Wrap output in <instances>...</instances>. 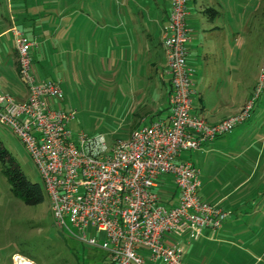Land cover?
<instances>
[{
	"label": "built area",
	"instance_id": "obj_1",
	"mask_svg": "<svg viewBox=\"0 0 264 264\" xmlns=\"http://www.w3.org/2000/svg\"><path fill=\"white\" fill-rule=\"evenodd\" d=\"M166 1L160 45L167 112L113 144L102 134L69 127L75 110L61 105V81L36 73L32 51L38 41L12 28L27 96L17 100L0 91V124L19 137L37 167L53 225L105 250L108 264H184L182 237L188 242L204 231L213 234L228 214L199 195V171L179 155L229 132L246 119L251 101L212 124L190 112L195 70L187 62L189 0ZM91 229L104 232L102 244Z\"/></svg>",
	"mask_w": 264,
	"mask_h": 264
},
{
	"label": "crops",
	"instance_id": "obj_2",
	"mask_svg": "<svg viewBox=\"0 0 264 264\" xmlns=\"http://www.w3.org/2000/svg\"><path fill=\"white\" fill-rule=\"evenodd\" d=\"M12 1L11 4L7 3V6H4V3L2 5L0 1V91L8 92L15 99L21 100L26 98L27 91L18 76L12 28L16 27L26 33L28 38L36 39L38 41L36 49L41 50L40 55H45L50 50L46 44L48 38L45 36L49 23L46 18L32 17L24 4L13 7ZM133 2L140 9L136 16L124 12L122 16L114 18L103 11L96 28L90 24L92 21H88L86 27L82 26L86 33L89 32L88 37L82 33L80 35L78 30L76 36L74 33L71 35L75 36L76 57H79L80 53L84 55L86 49L88 51L94 47L97 52L106 53L108 70L111 66L115 68V63L118 64L115 73H118L119 77L120 73L122 74L118 85L120 99H133L128 109L131 115L130 129L152 118L162 117L167 112L166 97L169 90L159 37L160 27L166 20L168 3L166 0H153L152 5L142 1ZM203 3L200 2L195 10H192L194 0L188 4L192 34L188 42L187 62L195 70L193 76L195 97L190 112L202 116L206 123L212 124L239 113L249 101H251L249 110H252L253 99L252 96L246 99L243 91L237 86L236 35L228 25L231 19L225 18L221 21L220 12L217 10L211 18L200 17L199 13L205 8L202 6ZM127 4L128 2L124 1L123 5ZM216 5L220 6L219 2H216ZM58 30L60 32L58 36L53 37L54 39L63 36L62 26L58 27ZM94 34L97 36L94 37ZM33 63L39 76L34 60ZM108 70L105 71L110 72ZM111 78L105 76V80L113 82L112 85L107 84L115 86ZM256 113L252 114L255 123L264 120L263 106ZM247 117L229 132L203 143L198 148L206 153L203 163L212 158L219 161V154L220 158H228L229 162H232L230 168L236 175L234 182L237 184L232 190L224 193L219 189L208 190L206 186L202 188L201 182H210L211 178L205 180L204 172L203 176L201 175L202 164L197 167L199 180L203 177L198 188L199 195L208 201L218 203L223 209L231 210V214L223 219L213 238H201L202 240L193 246L191 241H184L186 247L182 256L183 263L264 264L262 237H252L248 232L254 226H261L264 217L262 188L254 195L253 188L249 186L257 184L259 187L264 183V176L261 175L263 171L259 173V177L253 178L252 170L256 163L259 166L260 161L264 160V126L256 133L253 130L256 125H252L253 122L247 123ZM244 121L246 122L243 123ZM254 143L258 144L255 149ZM214 176L217 178L216 174ZM222 184L220 181V185ZM204 234L209 235L208 231H204ZM244 249L249 250L244 252Z\"/></svg>",
	"mask_w": 264,
	"mask_h": 264
},
{
	"label": "rangeland",
	"instance_id": "obj_3",
	"mask_svg": "<svg viewBox=\"0 0 264 264\" xmlns=\"http://www.w3.org/2000/svg\"><path fill=\"white\" fill-rule=\"evenodd\" d=\"M0 1L2 5L4 3V6L11 2V0ZM124 1L128 4L123 5ZM140 1L150 5L153 3V0H135V3ZM202 1L204 2L202 6L205 8L211 7L220 12L221 21L225 18L231 19L228 25L236 35L237 86L243 91L246 99L253 97L252 110L248 112L250 117H247L246 121L256 125L253 130L257 133L261 126H264V120L255 123L252 117L254 112H258L262 106L264 108V0H194L192 10ZM216 2H219L220 6H217ZM21 4L27 7L32 17L46 18L49 23L48 32L45 35L48 38L46 44L50 48L48 54L40 55L39 48H35L36 50L34 49L32 53L33 57L35 55L34 61L40 77L61 81L63 93L61 105L66 110H75V117L69 123V127L74 132L102 134L108 144L126 138L129 132L137 127L130 129L131 115L128 109L133 99H120L118 85L122 74L120 73L119 77V74L115 73L118 64L115 63V68L111 66L108 70L106 53L97 52L94 47L88 51L86 49L87 52L85 51L84 55L80 53L79 57H76L74 37L77 30L80 35L82 33L88 37L89 32L86 33L82 26L86 27L88 21H92L93 23L90 24L96 28L103 11L114 18L122 16L124 12L130 16H136L140 11L138 5H135L133 0L12 1L13 7ZM199 15L209 18L208 12L202 11ZM220 20H218L219 23H221ZM61 26L63 36L54 39L53 37L58 36L60 32L57 31L58 27L61 28ZM72 33L75 36H71ZM93 36L96 37L97 34ZM106 69L110 72H106ZM105 76L112 77L115 86H110L113 82L105 80ZM0 141L16 159L29 180L43 183L37 167L19 137L2 124H0ZM257 145L254 143L253 149ZM205 156L206 153L198 149L184 150L180 153L179 159L189 160L196 167L202 164L201 175L205 173V180L211 178L210 182H201L202 188L206 186L208 190L219 189L222 193L232 190L237 184L234 182L236 175L230 168L232 162H229L228 158H220L219 154V161L214 158L208 160L206 157L207 160L203 163ZM262 162H264L263 159L259 166L257 163L254 165L253 178L259 177L262 171L261 175L264 176ZM220 181L223 182L222 185ZM249 186L253 188L254 195L260 188H262L261 193H264V183L259 187L257 184ZM257 199L258 197L255 200ZM225 210L228 211L227 216L231 214V210ZM262 220L261 226H254L248 232L252 237L261 236L264 242V217ZM214 234L215 232L206 236L203 232L198 236L199 240L197 238L189 241L193 246L200 242L201 238L211 239ZM91 235L95 237L98 244H102L105 239L103 231L91 229ZM184 241L185 237H182L181 242L184 243L185 249ZM248 250L244 249V252ZM15 256L22 257L33 264H108L105 250L69 237L53 225L47 196L40 204H24L10 192L9 184L0 170V264H16Z\"/></svg>",
	"mask_w": 264,
	"mask_h": 264
},
{
	"label": "trees",
	"instance_id": "obj_4",
	"mask_svg": "<svg viewBox=\"0 0 264 264\" xmlns=\"http://www.w3.org/2000/svg\"><path fill=\"white\" fill-rule=\"evenodd\" d=\"M203 12H208L209 18L215 14V10L211 7L204 8ZM32 59L34 60L33 55ZM0 170L9 184L10 192L24 204L37 205L44 201L46 193L43 184L31 181L27 178L16 159L1 141Z\"/></svg>",
	"mask_w": 264,
	"mask_h": 264
},
{
	"label": "bare ground",
	"instance_id": "obj_5",
	"mask_svg": "<svg viewBox=\"0 0 264 264\" xmlns=\"http://www.w3.org/2000/svg\"><path fill=\"white\" fill-rule=\"evenodd\" d=\"M15 263L16 264H32L31 262L23 259L22 257L15 256Z\"/></svg>",
	"mask_w": 264,
	"mask_h": 264
}]
</instances>
